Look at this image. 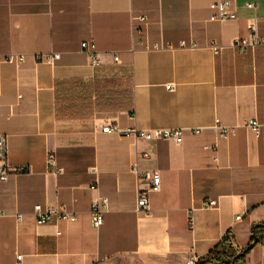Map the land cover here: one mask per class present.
<instances>
[{
	"label": "crops",
	"instance_id": "0c3cea01",
	"mask_svg": "<svg viewBox=\"0 0 264 264\" xmlns=\"http://www.w3.org/2000/svg\"><path fill=\"white\" fill-rule=\"evenodd\" d=\"M216 1L0 0V54L25 56L0 65V134L12 169L0 180V264H186L227 231L238 249L251 243L264 223V45L240 52L236 41L251 27L264 36V0H234L236 17L222 21L211 19ZM90 40L98 66L81 46ZM58 79L81 80L66 85L68 98L121 107L58 118ZM107 122L179 128L183 140L104 132ZM136 165L161 177L150 211L137 207L147 185ZM101 196L108 209L96 228L91 208ZM37 203L77 219L39 224ZM246 261L264 264V241Z\"/></svg>",
	"mask_w": 264,
	"mask_h": 264
},
{
	"label": "built area",
	"instance_id": "2783aa9c",
	"mask_svg": "<svg viewBox=\"0 0 264 264\" xmlns=\"http://www.w3.org/2000/svg\"><path fill=\"white\" fill-rule=\"evenodd\" d=\"M250 7L254 4H248ZM212 8L215 12L212 14V20H225L236 17L234 0H217L212 4ZM140 19H145V16H140ZM264 45V36H261L254 27H251L246 35L240 37L236 41V47L240 52H245L247 49ZM82 49L88 54L91 64L94 66L100 65V58L96 50V44L94 40L83 41L81 43ZM217 50V48H216ZM54 57H59V54H54ZM48 57L46 56L45 59ZM25 60L24 54L18 53H7L0 54V65L4 63H14L19 64ZM115 60H118V56H115ZM252 129L256 132H260L261 124L255 120L249 122ZM102 130L104 132H116L122 135H135L136 137H144L147 139H166L174 140L177 143L183 140V131L179 128L174 129H154V130H140L137 128L121 129L115 122H107ZM199 132V130H195ZM221 135L227 136L226 129H221ZM206 148L215 150V146L207 145ZM48 165L54 170V172H60L61 167L57 165V160L54 153L48 154ZM134 171L137 172L140 182L145 183L147 187L140 188L138 192L137 207L138 210L150 211L148 194L150 191L158 190L160 188L161 177L157 170H146L140 171L137 165L134 166ZM11 167L7 162V143L6 138L0 134V180L5 181L8 179ZM144 181V182H143ZM217 204V200L208 199L204 201V205L207 207H213ZM108 209V198L106 196H101L100 198L92 202L91 217L92 225L99 228L103 224L104 213ZM33 215L36 222L39 224H49L56 220H70L75 221L77 216L75 213L71 212L69 209L63 206H43L37 203L33 207ZM190 219L192 220V213H190ZM192 223V221H191ZM21 257V256H18ZM199 256L196 253H192L186 260V264H197Z\"/></svg>",
	"mask_w": 264,
	"mask_h": 264
},
{
	"label": "trees",
	"instance_id": "16d2710c",
	"mask_svg": "<svg viewBox=\"0 0 264 264\" xmlns=\"http://www.w3.org/2000/svg\"><path fill=\"white\" fill-rule=\"evenodd\" d=\"M80 81V79L56 80V114L58 118L86 117L92 115L96 109H113L121 107L111 102L101 100L98 97L94 101L90 95L86 96V98L81 97V95L75 98H68L69 96L64 93L66 91V85L71 82L78 84ZM109 81L108 79L106 80V82ZM101 87L102 80L98 79L93 83L94 90L98 91ZM263 241L264 223H257L254 225L251 243L241 250L237 248L231 231H227L205 256L199 258L197 264H247L246 256L248 252L254 245ZM235 256L237 257L234 261Z\"/></svg>",
	"mask_w": 264,
	"mask_h": 264
},
{
	"label": "water",
	"instance_id": "95a60500",
	"mask_svg": "<svg viewBox=\"0 0 264 264\" xmlns=\"http://www.w3.org/2000/svg\"><path fill=\"white\" fill-rule=\"evenodd\" d=\"M251 245H253V244H251ZM249 247H250V246H249ZM236 257H237V256H235L234 261H235Z\"/></svg>",
	"mask_w": 264,
	"mask_h": 264
}]
</instances>
